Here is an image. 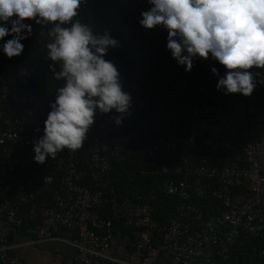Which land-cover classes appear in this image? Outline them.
I'll return each instance as SVG.
<instances>
[{"label":"built area","instance_id":"obj_1","mask_svg":"<svg viewBox=\"0 0 264 264\" xmlns=\"http://www.w3.org/2000/svg\"><path fill=\"white\" fill-rule=\"evenodd\" d=\"M217 78L197 80L191 105L173 108L158 128L171 133L152 140L155 148L174 152L188 132L185 143L194 153L143 170L162 181L148 191L120 197L113 159L124 158L137 133L115 125L112 112L98 113L80 149H64L37 163L32 145L43 134L54 95L20 97L17 85L0 76V264H26L10 250L11 236L18 230L37 239L72 243L76 253L64 264H155L160 256L171 264H217L216 257L239 264L240 254L232 251L242 235L258 241L252 251L264 257V84L245 97L217 91ZM198 122L208 132L195 131ZM226 122L236 126L241 138L212 131ZM204 148L210 157L197 160L194 155ZM28 158L39 172L36 178L22 179ZM35 181L50 197L40 222L24 226L21 213L26 207L30 219L38 217ZM160 194L177 199L165 224L154 216L152 202ZM106 206L107 217L102 213ZM118 225L133 234L130 261L107 254Z\"/></svg>","mask_w":264,"mask_h":264},{"label":"clouds","instance_id":"obj_2","mask_svg":"<svg viewBox=\"0 0 264 264\" xmlns=\"http://www.w3.org/2000/svg\"><path fill=\"white\" fill-rule=\"evenodd\" d=\"M86 0H0V53L19 56L24 41L32 34V21L46 29V59L52 63L54 100L43 121V134L33 141V159L43 163L67 149L82 147L96 115L119 114L130 107V94L122 90L114 64L104 59L109 48L118 45L107 30L102 34L92 25L76 19ZM150 6L140 12L144 29L159 26L166 31V49L178 66L188 72L196 58L213 60L215 88L224 94L249 96L257 84H264V0H146ZM58 65V71L55 66ZM259 70V71H255Z\"/></svg>","mask_w":264,"mask_h":264},{"label":"trees","instance_id":"obj_3","mask_svg":"<svg viewBox=\"0 0 264 264\" xmlns=\"http://www.w3.org/2000/svg\"><path fill=\"white\" fill-rule=\"evenodd\" d=\"M150 6L146 0H86L79 9L78 16L82 23L93 26L94 31L102 34L107 30L110 36L118 41V45L109 48L104 59L111 61L118 71L122 90L129 93L131 103L128 111L121 116L120 126L127 132H136L137 138L128 145L123 159H113V177L116 190L120 197L127 196L135 190L148 191L162 181L161 176L145 174L143 170L159 167L163 163L180 160L181 156L194 153V148L185 143V133L178 143L177 150L172 152L164 146L155 148L152 140L159 134L169 135L170 130L158 131L176 106L187 107L193 101L195 83L209 76L217 77L210 69L216 67L219 75L225 71L222 65L213 60L196 58L193 67L185 72L183 66H178L166 49V31L159 26L144 29L138 24L140 12ZM31 23L32 34L24 41V50L13 58H7L0 53V76L11 85H17L19 96L39 92L42 95H55V88L61 86L63 80H55L53 70L49 69L52 62L47 60L45 44L49 41L46 29ZM6 36L4 40L10 39ZM58 69V65L55 66ZM114 118L119 115L111 111ZM114 120V119H113ZM236 138H241L237 136ZM207 148L194 156L198 159L209 158ZM39 168L33 165L27 173L20 172L22 179L36 178ZM60 173V172H59ZM61 175V174H59ZM34 191L38 203V217L30 219L29 206L21 214L24 216V226L40 222L43 207L50 194L42 183L35 181ZM152 204L155 206L154 216L161 223H167L173 216L177 199L173 196L160 194ZM109 216V207L102 211ZM133 234L129 227L116 226ZM258 241L241 236L232 253L239 255V264H264V257H258L253 251V245ZM248 252V253H247ZM217 264H232V260L215 258Z\"/></svg>","mask_w":264,"mask_h":264},{"label":"crops","instance_id":"obj_4","mask_svg":"<svg viewBox=\"0 0 264 264\" xmlns=\"http://www.w3.org/2000/svg\"><path fill=\"white\" fill-rule=\"evenodd\" d=\"M193 129L198 133L208 132V128L203 122L195 123ZM212 131L226 136L235 133L233 135L238 136L236 126L228 125L227 122L218 124L212 128ZM33 165L30 158L26 159L25 173H28ZM10 247L11 253L19 255L26 264H64L76 253V247L65 239H37L23 230L12 234ZM107 254L120 261L131 260V238L127 232L120 228L115 229ZM155 264L171 263L165 257L160 256Z\"/></svg>","mask_w":264,"mask_h":264}]
</instances>
